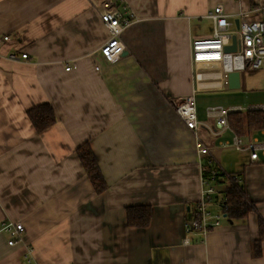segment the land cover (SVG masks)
I'll return each mask as SVG.
<instances>
[{"label":"crops","instance_id":"0c3cea01","mask_svg":"<svg viewBox=\"0 0 264 264\" xmlns=\"http://www.w3.org/2000/svg\"><path fill=\"white\" fill-rule=\"evenodd\" d=\"M104 1L0 0V36L11 38L0 48V264H26L24 247L34 264H264V240L261 255L253 252L264 220V156L251 162L221 146L233 130L199 136L214 162L243 175L253 209L242 220L227 214L219 228L183 244L205 158L174 108L193 92L191 43L210 35L209 12L221 4L236 24L263 0H124L135 21L113 64L100 52L109 39ZM247 84L241 74L238 90L208 92L238 96ZM246 102L229 106L264 104ZM44 103L57 122L37 133L27 111ZM85 142L108 182L101 195L76 155ZM139 205L153 209L146 229L127 225L126 208ZM5 221L23 224V244L8 245Z\"/></svg>","mask_w":264,"mask_h":264},{"label":"built area","instance_id":"2783aa9c","mask_svg":"<svg viewBox=\"0 0 264 264\" xmlns=\"http://www.w3.org/2000/svg\"><path fill=\"white\" fill-rule=\"evenodd\" d=\"M100 17L109 33V39L101 48V56L108 63L119 61L127 49L121 39L122 33L128 28L135 16L125 5L124 0H106L100 6ZM212 21L210 38L194 39L191 43L193 64V92L189 96L174 101L175 112L185 123L186 128L195 136V150L200 161L201 193L194 212L185 223L183 244L190 245L193 236L205 237L214 229L219 228L227 217L228 197L230 187H243L244 177L239 173H231L219 166L210 153L209 148L199 136V130H206L213 136L224 132H233L230 126V116L260 112L264 114V104L249 106H208L206 117L213 121H199L197 115L196 95L201 92L222 90L228 84V75L233 72L243 74L258 70L264 71V0L248 11L237 14L238 25L229 20L223 5L214 7L208 14ZM233 37L237 38L235 52H226L233 45ZM8 35L0 36V48L10 43ZM17 60L15 54L9 56ZM21 58L27 60L28 54L21 53ZM71 67H67L69 71ZM99 70V68H96ZM264 134V133H263ZM221 146L232 147L238 152H247L251 162H256L264 156V135L245 141L243 137L232 133V141L221 142ZM2 231L9 236L10 247L23 244L24 226L22 223L5 221ZM23 258L26 264H34L31 247H24Z\"/></svg>","mask_w":264,"mask_h":264},{"label":"trees","instance_id":"16d2710c","mask_svg":"<svg viewBox=\"0 0 264 264\" xmlns=\"http://www.w3.org/2000/svg\"><path fill=\"white\" fill-rule=\"evenodd\" d=\"M27 116L37 133H42L57 122L53 106L44 103L27 111ZM231 129L239 136L264 129V114L252 112L245 114H233L230 116ZM77 158L85 171L94 192L97 195L105 193L108 182L103 175L95 153L89 142H85L76 149ZM228 197V218L242 220L247 218L253 209L249 201L245 187H230ZM153 209L150 205L130 206L126 208L127 225L131 228L146 229L150 226ZM260 239L254 244V256L261 255V241L264 240V220L259 219Z\"/></svg>","mask_w":264,"mask_h":264},{"label":"rangeland","instance_id":"374dc122","mask_svg":"<svg viewBox=\"0 0 264 264\" xmlns=\"http://www.w3.org/2000/svg\"><path fill=\"white\" fill-rule=\"evenodd\" d=\"M203 27H208L203 24ZM208 31V28H207ZM210 35H207L203 38H210L212 35L211 30L209 31ZM247 78L249 84H247V89L245 91H240V95L232 96L228 95L231 91L224 90L222 93H210V92H201L197 94V111L199 119L202 121H206L209 124H213V121L209 120L206 117V108L210 105L216 106L221 105L228 107L233 102L245 103L243 105H247L248 96L254 97L256 101H264V71L258 70L253 72H245L242 74ZM254 87V90H251L249 87ZM236 105V104H235ZM232 148V147H230ZM233 150H235L233 148ZM236 152V151H235ZM238 154V153H237ZM230 172V171H227Z\"/></svg>","mask_w":264,"mask_h":264},{"label":"water","instance_id":"95a60500","mask_svg":"<svg viewBox=\"0 0 264 264\" xmlns=\"http://www.w3.org/2000/svg\"><path fill=\"white\" fill-rule=\"evenodd\" d=\"M236 25H238V21L236 22ZM233 45L228 46L225 51L226 52H235L236 51V45H237V38L233 37ZM241 84V74L239 72H233L228 75V87L231 90H238L240 88Z\"/></svg>","mask_w":264,"mask_h":264}]
</instances>
